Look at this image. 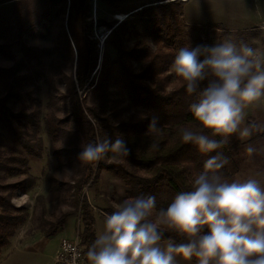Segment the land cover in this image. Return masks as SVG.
I'll use <instances>...</instances> for the list:
<instances>
[{
    "label": "trees",
    "instance_id": "1",
    "mask_svg": "<svg viewBox=\"0 0 264 264\" xmlns=\"http://www.w3.org/2000/svg\"><path fill=\"white\" fill-rule=\"evenodd\" d=\"M11 1L0 0V5L13 2L10 6L16 8L19 27L14 35L0 42V54L14 59L11 47L16 44L21 56L10 67L0 66V129L9 131L4 136L0 133V142L8 141L12 150V143L17 141L30 155H40L37 144L27 140L15 122L31 127L34 133L43 130L54 140L65 139L66 145L53 149L52 155L59 169L69 165L74 168L73 181H61L63 186H60L61 190L66 186V191L73 196V207L48 227H42V231L50 238L64 228L68 219L80 216L86 254L96 238V207L106 213L113 210L107 197H90L104 171L124 183L128 198L152 195L158 208L166 207L179 191L190 186L193 174L202 170L203 162L215 154L201 153L197 146L182 142L179 135L182 126L199 123L188 111L192 97L186 93L184 81L170 71L177 49L189 43L178 40L172 23L150 18L151 14L146 11L139 19L131 12L119 22L99 16L95 26L107 25L111 31L105 39L107 49L98 64L99 42L93 37L92 0H42L39 24L46 23L50 13L56 10L55 15L62 13L63 18L66 17V26L58 33L57 43L52 48L28 45L24 38L29 30L33 31L34 24H30V29L26 27L28 11L23 13L22 3L35 0ZM2 16L6 18V14ZM149 33L164 49L154 51L149 45L137 48L133 40ZM67 59L70 60L69 72H65L61 64ZM137 63H142L140 69ZM49 76L50 88L56 90L58 81L64 84V92L57 97L50 94L44 115L39 108L38 112H29L26 101L34 98L25 87L40 78L48 82ZM80 90L84 96L79 94ZM17 102H21L22 107L15 111L11 103ZM257 137H264V132L259 136L254 131L248 139L236 133L228 138L221 149L228 159L221 170L227 178L232 179L238 173L241 153L247 145L257 141ZM104 140L110 144L121 140L123 144L110 147L96 161L78 158L82 144ZM4 152L0 147V170L18 171L20 168L7 162ZM25 183L18 180L0 185L1 189H11L10 193L0 192V258L27 219L25 209L12 202L13 191L23 188ZM168 236L180 242L175 233H166V238Z\"/></svg>",
    "mask_w": 264,
    "mask_h": 264
},
{
    "label": "clouds",
    "instance_id": "2",
    "mask_svg": "<svg viewBox=\"0 0 264 264\" xmlns=\"http://www.w3.org/2000/svg\"><path fill=\"white\" fill-rule=\"evenodd\" d=\"M172 67L192 97L188 111L199 122L182 126L180 139L215 154L166 207L158 208L156 198L144 194L113 205L86 251L87 262L178 264L181 257L195 264H264V183L254 176L229 179L221 171L228 163L221 150L228 138L261 130L241 125L244 109L264 98V53L227 37L213 45L180 47ZM122 144H82L78 158L96 161ZM166 233H175L180 242Z\"/></svg>",
    "mask_w": 264,
    "mask_h": 264
},
{
    "label": "rangeland",
    "instance_id": "3",
    "mask_svg": "<svg viewBox=\"0 0 264 264\" xmlns=\"http://www.w3.org/2000/svg\"><path fill=\"white\" fill-rule=\"evenodd\" d=\"M19 2L23 1L19 0ZM10 4L13 2L0 5V42H5L8 36L14 35L19 27L16 23L18 18L16 8L11 7ZM42 4V0L22 3L24 6L23 13L28 11V19L26 20L28 25L26 24V27L30 29L32 27L30 24H34L33 31L30 32L29 30L24 38L28 45L52 48L57 43L58 33L64 25L66 26V17L63 18L62 13L55 15L56 10L50 13L46 23H44L45 25L39 24ZM92 6L93 37L99 42L98 64L101 63L102 54L107 49L105 39L111 29L107 25L96 27V18L102 16L108 20L119 22L126 19L131 12L135 13L133 14L134 18L139 19V15L141 16L145 11L147 14H151L150 18H155L158 21L164 20L165 24L172 23L173 32L178 34L180 42H188L192 46L213 45L217 41L231 37L237 42L242 40L258 52L264 53V0H92ZM142 7H145L143 11L140 10ZM4 14H6L7 19H3L2 15ZM133 42L137 44L139 49L146 45H149L154 51L163 47V44L150 33L139 35ZM11 50V53L16 57L10 59L0 54V66L10 67L20 58L21 53H19L18 45L14 44ZM56 62L59 61L56 60ZM61 64L65 72L70 71V60L67 59ZM141 64H136L138 69H140ZM170 71L174 75L176 74L173 67ZM49 79L50 76L46 82L40 78L35 83H30L25 87V90L33 93L34 98L26 101L28 104L26 109L29 112H38L37 109L39 108L44 115L47 111L50 94L53 93L57 97L61 92H64V84H60L58 81L56 83L57 89H51ZM81 92L80 90V95ZM11 105L15 111L22 107L21 102L11 103ZM244 112L245 117L241 127L248 126L250 121L251 125L261 126V130L255 132L259 133V136L262 135L264 132V98L247 106ZM37 119L39 120V116ZM14 125L24 132L27 140L37 144L35 147L39 149L40 155H30L17 141L12 143L14 146L12 150H9L11 146H9L8 141L0 142L2 151H5L3 155L7 157V162L20 168L13 172L5 171V169L0 170V185L12 184L18 180L26 182L23 188L18 187L13 191L12 202L14 205L24 208L28 214L25 223L18 228L10 244L4 249L0 264H54L56 248L61 238L74 235L76 227L74 218L76 216L68 219L64 228L50 238L44 236L42 227H48L50 222L55 221L63 212L73 207V196L66 191V186L62 190L60 186H63L61 181L72 182L75 171L70 165L59 169L58 161L54 157L55 155H52L53 149L66 145L65 139L54 140L46 135L43 130L34 133L31 127H25L16 122ZM8 132L7 128L0 129L3 136ZM250 137L251 135L245 138ZM248 147H252L254 152L248 153L246 151ZM240 160V169L233 178L244 179L254 176L264 183V137H257V141L247 145L241 153ZM100 181L93 192H90L91 198L105 196L111 205L128 198L127 187L120 179L104 171ZM0 192L10 193L11 189L0 188ZM96 210H98L96 211L98 212L96 232H98L103 229V219L107 213L98 207ZM40 244L45 245L42 252L37 251V246ZM177 259L178 264H182L181 260L184 259L181 257ZM190 263L195 264L192 261Z\"/></svg>",
    "mask_w": 264,
    "mask_h": 264
},
{
    "label": "built area",
    "instance_id": "4",
    "mask_svg": "<svg viewBox=\"0 0 264 264\" xmlns=\"http://www.w3.org/2000/svg\"><path fill=\"white\" fill-rule=\"evenodd\" d=\"M54 264H88L82 245L80 216L77 218L74 235L61 239L60 246L54 256Z\"/></svg>",
    "mask_w": 264,
    "mask_h": 264
},
{
    "label": "crops",
    "instance_id": "5",
    "mask_svg": "<svg viewBox=\"0 0 264 264\" xmlns=\"http://www.w3.org/2000/svg\"><path fill=\"white\" fill-rule=\"evenodd\" d=\"M74 223H76V219L74 218ZM73 236V234L72 235H69V236H67V237H72ZM66 237V236H65ZM63 238V237H62ZM61 238V239H62ZM47 241H48V239H46ZM60 242H61V240H60ZM60 242H59V244H58V246H57V248H56V252H57V250H58V248H59V246H60ZM45 243H47V242H45ZM45 246V245H44ZM44 246H42V244H40V245H38L37 247H38V250L37 251H43L44 250ZM181 260V259H180ZM182 262V264H186V263H188V264H191L189 261H186V260H181Z\"/></svg>",
    "mask_w": 264,
    "mask_h": 264
}]
</instances>
